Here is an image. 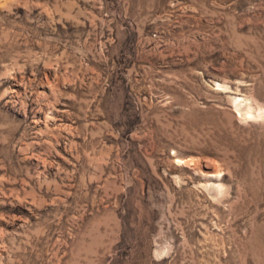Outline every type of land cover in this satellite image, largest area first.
<instances>
[{"label":"rangeland","instance_id":"374dc122","mask_svg":"<svg viewBox=\"0 0 264 264\" xmlns=\"http://www.w3.org/2000/svg\"><path fill=\"white\" fill-rule=\"evenodd\" d=\"M0 264H264V0H0Z\"/></svg>","mask_w":264,"mask_h":264},{"label":"bare ground","instance_id":"6f19581e","mask_svg":"<svg viewBox=\"0 0 264 264\" xmlns=\"http://www.w3.org/2000/svg\"><path fill=\"white\" fill-rule=\"evenodd\" d=\"M241 102V101H240ZM240 102L238 100H236V105H239ZM239 107V106H238ZM241 108V107H240ZM240 110V109H239Z\"/></svg>","mask_w":264,"mask_h":264}]
</instances>
